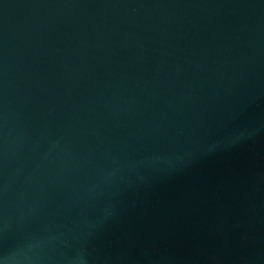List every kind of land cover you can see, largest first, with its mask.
Returning a JSON list of instances; mask_svg holds the SVG:
<instances>
[{
    "label": "water",
    "instance_id": "obj_1",
    "mask_svg": "<svg viewBox=\"0 0 264 264\" xmlns=\"http://www.w3.org/2000/svg\"><path fill=\"white\" fill-rule=\"evenodd\" d=\"M0 264H264V0H0Z\"/></svg>",
    "mask_w": 264,
    "mask_h": 264
}]
</instances>
